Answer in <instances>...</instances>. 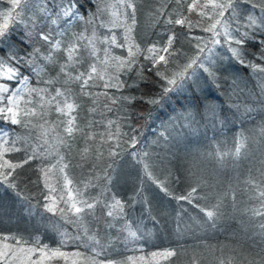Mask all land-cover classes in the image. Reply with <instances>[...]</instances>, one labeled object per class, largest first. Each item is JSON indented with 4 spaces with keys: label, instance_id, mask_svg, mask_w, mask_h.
Here are the masks:
<instances>
[{
    "label": "snow or ice",
    "instance_id": "1",
    "mask_svg": "<svg viewBox=\"0 0 264 264\" xmlns=\"http://www.w3.org/2000/svg\"><path fill=\"white\" fill-rule=\"evenodd\" d=\"M8 2L10 7L7 11H0V43L9 36L11 25L25 23V10L34 0ZM159 3L160 6L150 15L154 18L153 26L161 22L165 25L166 39L161 34L146 48L137 43L133 35L138 23L137 0H96V12L88 19L80 14L82 5L78 0H52L51 8L45 5L39 9L50 17L51 24H59L61 20H65L70 25L74 20H82L93 26L91 35H87L86 31L75 33L65 45L63 37L66 29L57 32L59 39H54L51 31L39 32V39L48 46L47 54L41 56V49L33 48L27 57L16 53L0 57V121L29 130L26 136H21L0 128V186L11 190L18 199L29 201L25 207V212L29 215L39 206V199H42L44 211L58 217L52 227L60 237L58 244L53 247L44 243L39 236L26 237L19 232H0V264H58L60 261L63 264H173L178 251L172 247L161 248L149 255L128 256L126 261L100 259L105 255L106 248L100 246L95 234H89L87 218H96V210L102 206L106 217L118 221L126 218V209L130 203L142 201L149 209L151 204L143 197L140 188L134 191L128 201L115 193L109 197L108 185L112 182V176L108 170L104 173L103 179L107 183L102 191L97 196L90 197L87 189L94 185L91 181L83 187L74 183L68 171L70 164L60 153V146L70 148V141L78 133L85 134L86 143L99 137L98 160L103 156L99 147L105 145L110 157L119 155L117 149L121 147L122 141L127 142L129 148H136L139 143L137 129L128 122L127 116L117 115L122 112L120 105L123 101L131 103L136 97L118 96L109 90L120 92L126 87L120 78L121 74L133 71L140 56L151 64L148 70L155 71L156 76L165 81L163 94L167 95L179 89L199 69L214 76L213 65L218 55L216 50L218 47L226 48L231 58L260 74V102L264 104V66L246 60L244 52V45L250 39L254 40L257 32H264V0H159ZM53 13L54 15H50ZM105 15L107 20L104 19ZM176 26L184 30L183 34L194 49L191 54L174 47L178 36ZM101 29L107 31L98 34ZM114 29H122V40ZM196 30L201 34H196ZM28 38L31 39V35ZM261 43L264 44V41ZM114 48L126 50L127 55L116 54L113 52ZM82 49L87 52V58ZM60 52H63L66 60L58 64L57 75L41 82L53 86L59 83L61 86L55 87L54 92L49 91L48 87L30 86V76L22 68H28L39 78L45 74L47 65H57L56 54ZM101 52L102 56L99 54ZM261 55L264 56V52ZM41 58L44 63L38 64L37 60ZM89 60L87 68L80 70L82 64ZM140 67L143 68V65ZM71 84H78L79 94L91 99L93 107L89 112L100 115L99 120H90L88 127H102L103 131L85 133L80 127V105L76 103V96L69 87ZM145 102L157 104L159 100L149 98ZM236 110L240 111L239 105ZM253 110L251 106H244L245 112ZM53 112L57 116L55 121L49 119ZM105 113H112L115 119L108 118ZM125 123L127 131H123ZM190 124L191 122L189 126ZM257 134L264 138V123L259 126ZM160 135L165 140L168 139L164 132ZM248 140L249 137L243 132L238 133L234 140V150L225 152L218 148L209 155H214L221 164L228 157L237 160L245 154ZM18 152H23L24 156L14 161L11 156ZM88 155L89 148L85 147L82 157ZM131 155L142 165L143 177L155 184L165 196L177 202L178 232L194 228L215 229L227 217L237 220L246 235L252 231L260 237L258 260L248 259L238 247L221 245V256L217 258V264H264V160L255 169V175L249 170L243 187L239 189L246 197V200L241 201L238 199L237 189L223 193L204 192L203 189L208 185L203 180H197L187 190L177 192L171 187V173L165 180H160L154 174L152 165L148 162L151 155L148 151H132ZM48 157H54V162L44 163ZM37 159L41 161L38 167L40 178L32 183H42L43 188L36 194L39 199L34 205L19 187L20 173L17 170ZM145 182L142 179V185ZM175 182L179 183V180ZM185 213L188 214V224H184ZM152 219L155 220V217ZM68 224L73 226L74 231L69 232L66 228L61 231ZM113 226L114 224L108 223V227ZM122 230L128 234L126 240L142 239L138 235L140 229L134 230L131 223H125ZM70 246L74 250L69 251ZM191 264H199V261L193 257Z\"/></svg>",
    "mask_w": 264,
    "mask_h": 264
},
{
    "label": "trees",
    "instance_id": "2",
    "mask_svg": "<svg viewBox=\"0 0 264 264\" xmlns=\"http://www.w3.org/2000/svg\"><path fill=\"white\" fill-rule=\"evenodd\" d=\"M78 3L82 5L80 14L85 19L96 12V0H78ZM45 5L51 8L52 0H34L25 10V23L10 26L9 36L0 43V57L10 53L27 57L33 48H40L41 56L47 54L48 46L39 39V32L51 31L54 39H59L57 32L66 29V35L63 37L65 45L75 33L86 31L87 35H91L93 26L85 24L82 20H74L70 25L65 20H61L59 24H51L50 17L39 11ZM159 6V0H137L138 23L133 35L142 47L146 48L155 42L161 34L166 39L165 25L161 22L153 26L154 18L150 15ZM9 7L8 0H0V11H7ZM104 19H108L107 15ZM96 23L98 24L99 21ZM105 31L107 30L101 29L98 34ZM114 31L122 40V29H114ZM175 31L178 36L174 47L191 54L194 49L183 34L184 30L176 26ZM196 34L201 33L196 30ZM29 35L31 39L28 38ZM261 41H264V32H257L255 39H250L244 45V52L246 60L264 66V56L261 55L264 52V44ZM216 51L218 55L213 65L214 76L199 69L179 89L167 95L163 94L165 81L156 76L155 71L148 70L151 64L145 62L143 56L139 57V62L133 71L121 74L120 78L126 87L120 92H116L115 89L109 91L118 96L136 97L131 103L123 101L120 105L122 112L117 113L127 116L128 122L137 129L139 143L135 149L129 148L128 143L122 141L121 147L117 149L119 155L110 157L108 147L105 145L99 147L103 156L98 160L99 137L86 143L84 133H78L70 141V148L60 146L61 155H64L70 164L68 171L74 183L83 187L85 183L91 181L94 185L87 189L90 197H95L102 191L104 184L107 183L103 179L104 173L108 170L112 176V182L108 185L109 197L115 193L119 198L128 201L134 191L140 188L143 197H146L151 204L149 209L142 201L130 203L126 209V218L118 221L106 217L102 212V206L97 208L96 218H87L89 234H95L100 246L106 248L105 255L100 259L126 261L128 256L149 255L161 248L172 247L178 251V255L173 258V264H191L193 257L199 261V264H217V258L221 256V245L238 247L239 251L250 260L259 259L257 253L260 252L258 243L260 237L252 231L246 235L237 220L226 217L215 229L194 228L182 233L178 232L177 202L165 196L155 184L143 177L142 165L131 155L132 151H148L151 154L148 162L152 165L154 174L160 180H165L171 173V187L177 192L187 190L197 180H203L208 185L203 189L204 192L223 193L237 189L238 199L246 200L239 189L243 187V181L248 176L249 170L251 169L255 175V169L260 167V161L264 160V138L257 134L259 126L264 123V104L260 102V74L231 58L226 48L218 47ZM82 52L87 58V52L83 49ZM113 52L127 55L126 50L119 48H114ZM99 54L103 55L102 52ZM56 56L57 65H47L45 74L39 78L28 68H22V71L30 76V86L48 87L51 92L55 91V87L61 86L59 83L53 86L41 82L55 77L59 71L58 64L66 60L63 52L57 53ZM88 62L90 60L84 62L80 70L87 68ZM37 63L43 64L44 61L41 58ZM141 65L143 68L140 67ZM69 87L76 96V103L80 105L78 109L80 127L85 133L103 131L102 127L95 129L88 127L90 120L100 119L98 113L89 112L93 107L91 99L79 94L78 84H71ZM149 98L159 100V103H146ZM237 105L240 106L239 112L236 110ZM246 105L254 110L245 112ZM105 115L115 119L112 113ZM56 118L54 112L49 116L51 121H55ZM189 122H191L190 126ZM0 128L10 134L21 136H26L29 131L19 125H11L3 121H0ZM127 130L125 123L123 131ZM161 132L165 133L167 140L160 135ZM241 132L248 136L249 140L245 154L239 159L233 160L228 157L221 164L214 155H209L215 153L218 148L225 152L234 150V140ZM85 147L89 148V155L82 157ZM23 156V152H18L12 154L11 158L15 161L22 159ZM54 159L48 157L44 163L54 162ZM40 165L41 161L37 159L17 170L20 173L19 187L34 205L39 199L36 194L43 188L42 183L39 185L32 183L40 178L38 171ZM142 179L146 181L143 185ZM177 180L179 183L175 182ZM28 203L29 201L18 199L11 190L0 186V232H19L26 237L39 236L44 243L55 247L60 237L54 231L52 224L56 223L58 217H53L52 214L44 211L42 199H39V206L29 215L25 212ZM152 217H155V220ZM183 219L184 224L189 223L187 213L183 215ZM108 223L114 226L108 227ZM125 223H131L134 230L139 228L138 235H141L142 239L126 240L128 234L122 230ZM65 228L69 232L74 231L71 224L65 225L61 231ZM140 248L143 251H132ZM68 250L72 251L74 248L70 246ZM58 264L63 262L60 261Z\"/></svg>",
    "mask_w": 264,
    "mask_h": 264
}]
</instances>
